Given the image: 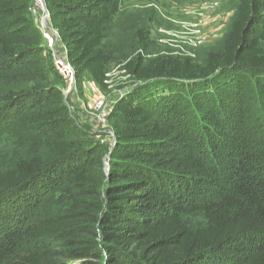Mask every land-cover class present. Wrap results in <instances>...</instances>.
Listing matches in <instances>:
<instances>
[{
	"label": "trees",
	"instance_id": "obj_1",
	"mask_svg": "<svg viewBox=\"0 0 264 264\" xmlns=\"http://www.w3.org/2000/svg\"><path fill=\"white\" fill-rule=\"evenodd\" d=\"M46 3L79 83L105 90L118 1ZM30 4L0 0V125L20 149L37 139L0 170V264H264V0H240L222 51L201 64H126L170 93L117 103L108 173L70 117Z\"/></svg>",
	"mask_w": 264,
	"mask_h": 264
},
{
	"label": "rangeland",
	"instance_id": "obj_2",
	"mask_svg": "<svg viewBox=\"0 0 264 264\" xmlns=\"http://www.w3.org/2000/svg\"><path fill=\"white\" fill-rule=\"evenodd\" d=\"M118 12L110 24L104 46L112 56L107 65L105 90L96 85L90 77H85L78 85V95H66V85L57 81L62 89L64 100L70 111V117L75 122L77 130L84 135L85 141L100 146L104 152L103 164L106 172L109 169L112 152L113 127L118 115L112 114L118 102L135 92H145L147 99L168 97L169 85L155 88L151 83H141L127 73L125 66L138 59L150 63L153 60L191 59L198 64L203 63L209 55L222 51L224 41L231 31L240 0H117ZM35 1L31 0L27 17L38 29L42 47L51 51L44 38L42 19L32 13ZM52 25V23H51ZM60 41L56 50H60ZM264 50V41L262 42ZM54 64V59L52 60ZM55 66V65H54ZM59 74V73H58ZM87 87V91L84 90ZM185 91V97L190 98L188 83L176 86ZM142 90V91H141ZM104 99L112 108L110 128L96 124L93 106L96 101ZM10 129V130H9ZM16 130L13 126L0 125V170H10L13 167L14 155H23L37 141L31 137L27 150L17 147ZM18 133L23 134L21 130ZM45 155L49 150L44 152ZM49 157V156H47ZM107 173V172H106ZM4 200V196L0 201ZM52 208V207H51ZM53 212L61 210L52 208ZM201 223L202 218L193 219Z\"/></svg>",
	"mask_w": 264,
	"mask_h": 264
},
{
	"label": "built area",
	"instance_id": "obj_3",
	"mask_svg": "<svg viewBox=\"0 0 264 264\" xmlns=\"http://www.w3.org/2000/svg\"><path fill=\"white\" fill-rule=\"evenodd\" d=\"M34 1L35 5L32 9V13L42 19L44 38L46 43H48L49 48H54V65L66 85V95L75 97L78 95L79 80L74 67L68 60V54L65 46L61 45L60 50H56L57 44L60 41V35L58 30L52 28L51 26V13L47 8V0ZM45 22H47L49 28L46 27ZM111 108L112 107L104 99L96 101L93 106V115L97 125L110 128L109 119Z\"/></svg>",
	"mask_w": 264,
	"mask_h": 264
},
{
	"label": "water",
	"instance_id": "obj_4",
	"mask_svg": "<svg viewBox=\"0 0 264 264\" xmlns=\"http://www.w3.org/2000/svg\"><path fill=\"white\" fill-rule=\"evenodd\" d=\"M45 25H46L47 28H49L47 22H45ZM111 134L114 136L113 140H112V144H111L112 145V149H113L115 147V144H116V139H115V134L113 132H111ZM108 171H109V169L106 170L107 173H108Z\"/></svg>",
	"mask_w": 264,
	"mask_h": 264
},
{
	"label": "crops",
	"instance_id": "obj_5",
	"mask_svg": "<svg viewBox=\"0 0 264 264\" xmlns=\"http://www.w3.org/2000/svg\"><path fill=\"white\" fill-rule=\"evenodd\" d=\"M84 90L87 91V87H84Z\"/></svg>",
	"mask_w": 264,
	"mask_h": 264
}]
</instances>
